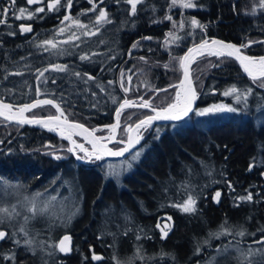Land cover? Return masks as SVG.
Returning <instances> with one entry per match:
<instances>
[{
    "label": "trees",
    "instance_id": "1",
    "mask_svg": "<svg viewBox=\"0 0 264 264\" xmlns=\"http://www.w3.org/2000/svg\"><path fill=\"white\" fill-rule=\"evenodd\" d=\"M50 1L52 0L28 4L27 7L30 9H27L33 13L37 7H44L45 11L36 13L32 19H28V15H23L22 19H19L26 27L32 28L31 32H24L22 39L19 34L1 36L8 37V42L4 44L6 50L2 58H7V70L11 67V71L21 70V67L27 69V62L30 63L28 71H30L32 89L34 90L39 80L44 78L48 83L42 96L55 99L66 109L73 108L79 116L77 118L68 116L83 121L90 127L93 123L112 122V110L122 95L120 89L114 92L110 91V88L116 85L115 74L118 76L123 72L124 81L127 79L126 74L130 73V66L137 69L141 67L142 71L146 69L147 78L145 75L143 77L150 86L154 87L149 86L151 89H147L144 87L145 84L140 86L141 83L138 82L139 88L128 91L127 97L133 98L145 88L150 90L145 94L147 97L152 95L153 99V96L160 95V99L155 97L154 100L149 101L151 106L161 108L171 102L176 88L170 86H175L174 82L180 77L179 53L188 44L202 38L204 33L201 29L208 34L246 45L252 41L249 47H243L242 50L247 54H264V14H253L254 8L258 10L259 2H252L253 4L244 7L241 0H193L194 8L183 10L186 12L183 14L179 4L170 7L172 0H143L142 3H137L136 15L134 14L131 20L132 8L127 0H121L122 4H126L125 6L120 5V0H105L106 4L104 0H94L97 5L95 12L89 11L92 4L88 0H73L72 16L78 17L82 25L88 26L87 29H80L72 25L71 21L66 22L64 26L61 24L65 9H68L67 0L61 1V6L56 11H48L47 4ZM100 8H104L106 12L112 11L111 13L117 12L121 15L108 13V18L115 24L113 21L104 24L96 35H92L93 38L91 36L82 38L83 31H96L93 24L96 16L99 15ZM7 16L11 15L7 14ZM12 16L10 21L16 22L17 19ZM168 16L172 19H166ZM189 16L191 19H188ZM199 16L200 18L197 19ZM178 17H182L183 22L181 18L177 19ZM193 19L198 21L199 26L191 23ZM89 21L92 27L89 26ZM181 23H183L182 27ZM61 27H66L67 30L59 32ZM73 33L81 38L70 39ZM103 34L104 36H100ZM157 38H160L159 41ZM165 38L174 42L170 43ZM47 40L54 41L57 47L46 51L42 42ZM183 42L184 44H181ZM134 44L137 46L133 47ZM136 52L138 55L141 54L139 58L132 60L130 58L127 61L124 59V56L130 53L137 57ZM85 54L89 58L81 60V56ZM152 54L153 57H151ZM203 55L196 58L197 61L192 63L194 65L191 68L193 79L194 81L198 79L199 84L197 89L199 88L198 98H200L196 107L203 106L211 100V97L216 99V96H210L211 94L207 92L213 86L221 90L235 85L241 94L251 89L248 97L243 99L241 105L234 103L239 108L235 112L199 116L190 112L191 114L189 113L186 118L174 123L168 121L156 125L161 126L162 129L158 130L162 132L157 137L149 138L150 147L146 146L144 159L139 160L134 169L129 170L126 176L120 179V183L106 184L112 181H106L102 176L100 171L102 169L97 164L101 162V159L93 161L94 164L90 161H74V167H67V163L72 162L73 157L68 151L67 141L61 136L33 126H24L21 132L13 133L14 130L10 132V127L18 128L20 124L4 122L0 117V135L9 131V134L13 133L14 137L13 142L6 147L7 149L0 151V182L8 184L11 181H20L24 187L27 184L28 189L32 186L41 189L50 186L52 182H59V177L68 178L72 188H75L74 203L79 204L80 207L67 228L65 227L66 229L59 227L57 230H51L53 224L46 228L43 222V218L47 217L36 218L38 220L25 229L26 232L34 235L31 237L34 248L24 243V232L17 233L18 235L12 238L11 227H5L4 222L0 223V229L8 233L4 240H0V264H115V260H112L114 254L127 257L128 254L139 250L147 255L158 252L173 258V260L168 259L163 255L160 264H191L195 258L187 257L191 251L190 245L192 246L188 243L189 239L194 237L206 239L208 232L216 235L218 226L220 230L233 227L235 231L243 227V231L262 235L255 242L264 240V124L257 122L252 116L258 107L264 105V86L260 87L264 85V80L258 79L254 82L247 78L232 57L218 58L215 55ZM53 65L66 66V70H55ZM45 69L47 71H44ZM38 70L44 71L43 77L39 80L37 79ZM78 70L85 77L92 74V71L95 74L92 79L88 78L90 82L87 84L80 83L82 77L76 76L67 81L68 72ZM113 76L115 79H112ZM103 80L107 81L104 83ZM109 81L112 83L110 84ZM31 83L8 85L14 92L15 89L17 92H24V89L30 88ZM40 83L45 82L40 81ZM97 83L101 84L103 91L97 88ZM59 84L63 85L62 89ZM164 86L165 89L156 90L157 87ZM95 95H103L105 99L100 101L91 99ZM34 98L31 94H27L18 100L26 101ZM46 107L52 110L48 114L55 113L53 105L38 106L27 113L47 115ZM139 108L127 107L122 111L120 119L123 121L126 114L132 110H138L132 117L125 119L130 125L134 119L140 117V112L143 115L151 113V110L147 108ZM154 129L157 130V127L153 126V131ZM150 132V130L146 131L141 140L146 141ZM154 132L152 135L157 134ZM31 137L33 141L29 140ZM46 141L49 142L46 145L48 150L51 142L55 146L54 149L64 145L68 155L71 156L58 162L53 157L48 158L50 161L53 160L57 167L62 166L56 168L62 172L61 175L50 172L49 169L44 172L45 168L39 162L43 161L44 157L30 158L32 155L27 153L28 150L45 146ZM18 147L23 148L24 151ZM57 156L61 157V155ZM94 165L97 167L93 170ZM188 193L196 201V210L190 213L182 212V217L179 219V212L174 203L181 201V196L185 197ZM217 193H221L218 199L215 198ZM249 193L252 195L251 200L240 199ZM176 197L178 200L172 202ZM237 197L239 199L235 200ZM157 202L159 204L161 202L163 207ZM120 207L125 210V213H122V221L117 220V216L112 212V208L117 211ZM160 214L170 215L173 219L171 223L175 225L166 237H159V232L154 226ZM101 218L119 222L118 229L109 228L112 225L102 226ZM143 234L148 235L149 238L144 239ZM64 236H69L71 239L67 246L69 250L62 252L59 245ZM251 237L242 240L245 243L254 241L253 236ZM223 238L224 236L220 240ZM17 240L20 241L19 244L15 243ZM220 240L215 238L211 243L206 244V247H212ZM199 242L200 240H197V243ZM43 248L46 249V253L41 252ZM94 254L102 259L94 260ZM12 255L15 256L14 260L4 259L5 256ZM158 258L161 259V257ZM149 264L157 263L154 260Z\"/></svg>",
    "mask_w": 264,
    "mask_h": 264
},
{
    "label": "rangeland",
    "instance_id": "2",
    "mask_svg": "<svg viewBox=\"0 0 264 264\" xmlns=\"http://www.w3.org/2000/svg\"><path fill=\"white\" fill-rule=\"evenodd\" d=\"M242 1V3H243V6L244 7H248V5L249 4H253L254 2H259V5H258V10H256L255 11V13H253V14H255V15H257V14H259V13H263L264 14V8H261L260 7V4H261V0H241ZM15 2H16V6H15V8H17L16 10H18V12L17 13H15L12 17H14V19H17L16 17L17 16H21V12H20V10L23 8V9H26V11L23 13V15L24 16H26V15H28V13H27V11H29L28 9H30L29 7H27L28 6V2H27V0H15ZM52 2V1H51ZM253 2V3H252ZM18 4V5H17ZM103 7V6H102ZM28 8V9H27ZM130 8H132L131 7V5H130ZM192 8H194V7H192ZM90 9V8H89ZM186 9H188V8H182V7H180V11L183 13V14H185L186 12L184 11L183 12V10H186ZM11 13V11H9V13L8 14H10ZM183 14H180L181 16L183 15ZM28 17V16H27ZM89 18V17H88ZM179 18H181V17H178L177 19H179ZM191 17L189 16L188 17V19H190ZM20 19H22V17L20 18ZM180 20H182V18L180 19ZM89 26L90 27H92L91 25V22L89 21ZM25 26V25H24ZM185 26V25H184ZM175 30V29H174ZM201 31L204 33V35L207 33V32H205L203 29H201ZM208 34V33H207ZM209 35H211V34H209ZM215 36V35H214ZM218 36V35H217ZM220 37V36H219ZM222 38V37H221ZM224 39V38H223ZM198 40V39H197ZM196 41V40H195ZM233 41V40H232ZM170 43H172V42H174V41H169ZM192 43H194V42H192ZM191 43V44H192ZM240 43H242V42H240ZM181 44H184V42L183 43H181ZM243 44V43H242ZM188 45H190V44H188ZM187 45V46H188ZM243 45H246V44H243ZM186 47V46H185ZM185 49V48H184ZM183 49V50H184ZM6 50V48H5V46L3 45V43L2 44H0V56H4V51ZM182 50V51H183ZM181 51V52H182ZM243 51V50H242ZM180 52V53H181ZM245 52V51H244ZM132 53V52H131ZM129 54L128 56H124L125 58V60L127 61L128 59H130L131 58V60L132 59H135V58H139L140 56H141V54L140 55H138V53L136 52V55H137V57L136 56H132L133 54ZM156 53V52H155ZM167 53L169 54V51H167ZM179 53V54H180ZM148 56H149V54H148ZM180 56V55H179ZM151 57H153V54L151 55ZM150 57V58H151ZM179 62V61H178ZM5 63V64H4ZM156 64V62H153V64ZM7 64H8V62H7V58H2V60L0 61V98L1 99H6L7 101H10V102H12V103H25L26 101H30V100H26V101H22V100H18V99H21L22 97H25L27 94L28 95H30L31 94V96H34L35 98L36 97H45V98H47V97H49V96H42V92H44L46 89H47V83L48 82H46L45 81V79L44 78H41L40 80H39V84H37L36 86H35V89L33 90L32 89V83H31V81H30V78H29V75H30V71H28V67H29V64H28V62H27V69L26 68H22L21 67V70H14V71H11V67L9 68V70H7ZM192 65V64H191ZM192 67V66H191ZM19 68V67H18ZM91 69V68H90ZM129 70H130V73H128L127 74V79L124 81V79L123 78H121L122 76L121 75H116L115 74V77H117L116 79V86H111V88H110V91L111 90H113L114 92L116 91V90H119L120 89V92H121V95L123 96V97H121V99L119 100V102L117 103V105L120 103V101H122L123 100V98H125V99H131V100H135V101H137V102H142L141 101V98H143V100H147V101H149V100H154V98L156 97V98H158V99H160V95H155V96H153V99H152V95H150L149 97H147L145 94L147 93V92H149L150 90H146V89H144V91L143 92H141V93H138V94H136V95H134V97L133 98H129V97H127L126 96V93L123 91V88L121 87V83L123 82V86L124 87H126V88H128L129 87V91H131L133 88L135 89H137V87L139 88V84H137L138 82H141V86H143L144 84H145V87L147 88V89H151L150 87L151 86H153V85H151L150 86V84H148L147 82H146V76H147V73H148V71L146 70V69H143V71H142V68L140 67V68H136V67H134V66H130V68H129ZM119 71H120V73H121V70L119 69ZM139 71H141V72H139ZM17 73H19V74H17ZM76 73H79L80 75L79 76H77L76 75ZM95 74V72H93L92 71V74H89V76H87V77H85V76H83V73L81 74V72L78 70L77 72H68V74H67V77H68V79H67V81L68 80H70L71 78H73L74 76H76L77 78H79V77H82L81 78V81H80V83H82V84H87V82H90V80L88 79L89 77H91V78H93V75ZM145 75V77H143ZM129 76H131L132 78H131V81L129 82V80H128V77ZM25 77H26V79H25ZM121 78V79H120ZM141 78V79H140ZM248 78V77H247ZM122 80V81H120V80ZM139 79L141 80V81H139ZM40 81H43V82H45V83H40ZM138 81V82H137ZM178 80H176V82H177ZM24 82L26 83V84H28V82H30L31 83V86H30V88H26V89H24L25 91L24 92H17V89H15V92H14V90H13V88H11V87H9V86H6V85H8L9 83L10 84H14V83H17V84H23L24 85ZM176 82H174V85H176ZM193 82H194V79H193ZM198 82V79L197 80H195V82H194V86H196V90H198L197 89V87H199V84L197 83ZM4 84V85H3ZM3 85V86H2ZM23 85H21V86H23ZM126 85V86H125ZM130 85V86H129ZM168 84H166V86H167ZM11 86V85H10ZM65 86V85H64ZM96 86H97V88L100 90L101 89V84H96ZM150 86V87H149ZM6 87V88H5ZM59 87H60V89H62L63 88V85H61V84H59ZM113 87V88H112ZM117 89H116V88ZM149 87V88H148ZM230 87H231V85H230ZM230 87H227V88H224L226 91L230 88ZM260 87L262 88L263 86L262 85H260ZM1 88L2 89H4V90H1ZM37 88H39V93H40V95L39 96H37ZM119 88V89H118ZM237 88V87H236ZM115 89V90H114ZM161 89H165V86L164 87H157L156 88V90L157 91H159V90H161ZM224 89H219V90H217V87H215V86H213V87H211L210 89H208L207 90V92L209 93V94H213V96H216L215 98L216 99H213V97H211V100L209 101V102H207V104L205 103L203 106H200V107H197V110H196V106L194 107L195 108V110L194 111H191V112H194L193 114H195L196 116H199L198 114H197V112L196 111H198V109L199 110H203V109H206V108H209V107H211V106H215V105H226V106H229L230 108H232V109H235V111H238V107L237 106H235L234 105V103H239L240 105L241 104H243V99H245V97L243 96V94L241 95V99L239 100V101H237V99H236V96L235 95H232V97H231V95H228V96H224L222 93H224L223 91H225ZM238 89V88H237ZM214 90V91H213ZM239 90V89H238ZM176 91H177V89L175 90V93H174V99L170 102V103H167L166 104V108H167V106L169 105V104H172V103H174L175 102V97H176ZM216 91V92H215ZM219 91V92H218ZM66 94H67V92H65ZM197 94L199 95V90L197 91ZM212 94L210 95V96H212ZM215 94H217V95H215ZM198 95H197V97H198ZM158 96V97H157ZM147 97V98H146ZM235 97V98H234ZM248 97V96H247ZM34 98V99H35ZM51 98V97H50ZM65 98H67V97H65ZM139 98V99H138ZM162 98V97H161ZM25 99V98H24ZM51 99H53V98H51ZM91 99H97L98 101H100L101 99H105L104 98V96L103 95H101V96H93ZM32 100V99H31ZM55 100V99H54ZM61 100V99H60ZM242 100V101H241ZM56 101V100H55ZM197 101H198V99H197ZM57 103H59L58 101H56ZM63 102V101H62ZM64 103V102H63ZM211 103V104H210ZM60 105L62 106V108L64 109V111H66V114H67V117L70 119H74V120H77V119H75V118H77V116H79L78 115V113H76V111H74L73 110V108H71V107H69L68 109H66L61 103H60ZM116 105V106H117ZM197 105V104H196ZM116 106L113 108V113H114V109L116 108ZM88 108H89V106H87ZM94 107V106H93ZM132 108L134 107V106H131ZM135 107H139V106H135ZM152 107H154V106H152ZM156 107V106H155ZM164 107V108H165ZM53 108H54V112H55V106L53 105ZM127 108V107H126ZM141 108V107H140ZM160 108V107H159ZM161 108H163V107H161ZM262 108V109H261ZM46 110H47V115H48V112H52V110L50 109V107H46L45 108ZM145 109V108H144ZM261 109V110H260ZM135 111H137L138 112V110H132L130 113H128V114H126L124 117H123V121L120 119L119 120V122H120V127L118 128V130H117V135H116V138H117V140L118 139H123L124 138V136L123 135H125L126 134V132H124V126H128L129 125V123H128V121H126L125 119L127 118V117H132L133 116V114L135 113ZM224 112H231V111H228V110H223V111H217V112H212V113H224ZM102 114H105V113H102ZM140 114L142 115V117L143 116H145V115H143L141 112H140ZM147 114H149V113H147ZM209 115V114H211V113H206V115ZM73 116V117H75V118H72V117H69V116ZM141 115H140V117H137L136 119H134V121L135 120H137V119H139V118H141ZM95 116H98V115H95ZM252 116L254 117V120H256L257 122H259V123H263L264 124V105L263 106H260V107H258V110H256V112L255 113H252ZM77 121H79V120H77ZM79 122H82V123H84L83 121H79ZM134 123V122H133ZM86 125H88L87 123H85ZM157 124V123H156ZM158 124H162V122H159ZM108 125H112V122H110V123H102V124H99V123H93V128L94 129H96L97 128V133L99 134V135H101V136H103V135H109V132L108 131H110L106 126H108ZM27 126H29V125H27ZM89 126V125H88ZM90 127V126H89ZM91 127V128H92ZM106 129H105V128ZM154 127H157V130H155L154 129V131H153V126L149 129L151 132H150V135H148V137H146V141H142L141 139L142 138H144V133H146V131L147 132H149V130L147 129L148 128V126H146L145 128L144 127H141L140 129H138V130H136L135 131V135H138V134H141L143 137L141 138V139H139L138 141H137V144H136V148L134 147L132 150H130L128 153H126V155L124 156V157H119V158H115V159H105L104 158V161L101 159V165H100V163H97L98 165H100V168H102V176H104V179H106V181H112V183H110V184H108V183H106L107 185H111V184H113V183H120V179H122L124 176H126V174L129 172V170H133L134 169V167H135V165H136V163L139 161V160H141V159H144V157H145V152H146V146H148V147H150L149 146V138H151V137H157V135L158 134H160L161 132H162V130H158V129H162V128H160L161 126H154ZM11 128V130H10V132L12 131V130H14V132L13 133H17V132H21V130H23V128H25L24 127V125H19V127L17 128V126L16 127H10ZM64 130H69V129H67V128H65ZM100 131V132H99ZM9 131H6L4 134H2V135H0V151L1 152H3L4 150H6L7 148V146H8V144L10 143V142H13V139H14V137H13V133L12 134H9L10 133ZM156 133L157 132V134H154V135H152V133ZM111 134V133H110ZM123 136V137H122ZM27 137H28V134H27ZM73 137V139L75 140V141H77V142H80V139H78L79 137L78 136H76V135H73L72 136ZM30 141L32 140H34L32 137L29 139ZM79 140V141H78ZM117 140H115L114 142H112L111 143V147L112 148H116V147H120V145H121V143H119V146H118V141ZM141 142V143H140ZM15 144H16V142H14ZM114 143H115V145H114ZM44 144H45V146H41V147H39V148H34V149H32V150H28L27 151V153H30V155H32L30 158H32L33 156H35L36 158L37 157H39V156H41V157H44V160L43 161H39L40 162V165L42 166V167H44L45 169H44V172L46 171V170H48L49 169V171L51 172H55V174H58V175H61L62 174V172L60 171V170H56V168H61V167H57L56 165H55V163H53L54 161L53 160H49L48 158H50V157H53L57 162L58 161H61V159H65V158H67V157H73V161L72 162H69V163H67L68 164V166L67 167H74L73 166V162L74 161H78V162H82V161H86V162H88V161H90V163H93V161L94 160H96L97 161V159H95V157H93V158H91V159H88V158H86L85 157V153L83 152V151H81V150H79L78 148H75V151L74 152H70V153H72L71 154V156L70 155H68V151H67V148H65V146L64 145H60V146H58L59 148L58 149H54L55 148V146H53V144H52V142L50 143V145L48 146V148H49V150L46 148V145H48L49 144V142L48 141H46V142H44ZM86 144L85 143H83V146L84 147H86L85 146ZM67 146H69L68 147V149L69 148H74L75 147V145H67ZM114 146V147H113ZM18 148H20V147H18ZM20 150H22V151H24V149L23 148H20ZM79 151V152H78ZM26 152V151H25ZM56 152H58L59 154H57ZM83 152V153H82ZM132 153V154H131ZM137 153L139 154L138 156H137ZM84 154V155H83ZM57 155H61V157L59 158V159H56V157H58ZM79 159H81V160H79ZM40 160V159H39ZM48 160L50 161V162H48ZM100 160V159H99ZM65 164H63V166H64ZM104 165V166H103ZM129 165H130V167H129ZM95 167H97V166H93V170L95 169ZM104 168V169H103ZM56 170V171H55ZM43 172V171H42ZM104 172V173H103ZM111 178V179H110ZM117 179H119V181H117ZM58 181L59 182H52L51 184H50V186H47V187H45V188H41V189H38V188H34V186H32V187H30V189H28L27 188V184H26V186L24 187V186H22L21 185V182L19 181H11V182H9L8 184L7 183H5V182H2V183H0V208H9V209H11L13 206H15V211H16V215H13L12 217H7V216H5L4 217V219H3V222H4V224H5V227L7 226V227H11V230H10V233H11V237L12 238H14V236L17 234V233H21V231H20V229L23 227V229H24V233L26 232L25 231V229H27V228H29V227H31L32 225V223L34 224L35 223V220H38V219H36V218H38V217H40V218H42V217H47V218H43V222L45 223L44 225L46 226V228H49L50 226H52V224H53V226L51 227V230H53V229H55V230H57V229H59V227H61V228H64V227H66L70 222H71V220L74 218V216L78 213V211H79V204H77L76 205V203H74V201H75V199H74V197L76 196L75 195V192H74V190H75V188L73 187L72 188V184H71V181L68 179V178H60L59 177V179H58ZM24 187V188H23ZM21 190V191H20ZM37 193H40V194H42L39 198H38V206L39 207H43L44 206V204H45V202H48V208H47V210L45 211V212H37V213H35V214H33L32 212H30L29 211V208L31 207V200H32V198L35 196V194H37ZM189 196H191L189 193L185 196V197H183V196H181L182 198H181V201L180 200H178V197H176L174 200H172V202L173 201H177L178 200V202L175 204L174 203V205H182L187 199H188V197ZM52 197H55L56 199L55 200H51V198ZM194 198V197H193ZM155 199H156V197H155ZM237 199H239L238 197L235 199V200H237ZM157 204H159L158 202H157ZM159 206H161V207H163L162 206V204H161V202H160V204H159ZM178 209L180 210V208L179 207H177V212H179V216H178V218L180 219L181 217H182V212L183 211H178ZM108 210V209H107ZM110 211V210H109ZM112 212L113 213H115V216H117V220L118 219H120L121 221H122V217H123V215H122V213H125V210L124 209H122L121 207L120 208H118L117 209V211L116 210H114L113 208H112ZM25 217H27L28 219L27 220H25ZM114 217V216H113ZM168 217H171L170 215H166V214H160V215H158L157 216V220L155 221V223H154V226H155V228H157V232H159V237H162V232H161V228H163L164 227V225H170V228L169 229H167V232H168V234L167 235H169L170 234V232H172V229H174L175 228V225H172V223H171V221H173V219H172V217H171V220L169 221L168 220ZM174 217V216H173ZM115 218V217H114ZM46 219V220H45ZM102 219V226L103 225H105V226H107V225H112V226H109V228L111 227V229H114L113 227H115L116 229H118V227H119V222H117V221H115V220H110V219H104V218H101ZM116 219V218H115ZM164 221V222H163ZM117 222V223H116ZM171 223V224H170ZM122 224V223H121ZM160 225L161 227H157V225ZM219 227V229L217 228V233H219V232H222L224 229H222V230H220V226H218ZM226 229H228V234H226V235H214V233H212V232H208L207 233V235H206V237H208V238H206V239H204V238H202V237H194V238H190L189 239V244L191 243L192 244V246L190 245V248H191V251H190V253L188 254V256L187 257H194L195 259H194V261H193V263L192 264H196L197 263V261H198V263L197 264H241L242 263V260L244 261V263L245 264H264V262H263V258H264V243H262V245H260V243H259V245H257L256 246V243L257 242H255V241H257L258 240V238L260 237V236H262V235H260V234H254V233H251V232H245L244 231V233H245V235L244 236H240V235H238V233L240 232V231H243V227H240V228H238L237 229V231H235L234 229H231V228H226ZM1 230V229H0ZM238 230H240V231H238ZM260 230H262V228L260 229ZM135 231H137V230H135ZM263 231H264V229H263ZM229 232L232 234V235H230L229 236ZM27 233V235H25V237H24V241L26 240V239H31V237L32 236H34L33 235V233L32 234H30V233H28V232H26ZM62 233H65V232H62ZM61 233V234H62ZM138 233H140L139 232V230H138ZM216 234V233H215ZM253 234V235H252ZM18 235V234H17ZM144 235V234H143ZM224 236V238L222 239V240H220L222 237ZM234 236V237H233ZM251 236H253V240L254 241H248V242H243V238H246V237H250V238H252ZM136 237V236H135ZM241 237V238H240ZM58 238V237H57ZM146 238H149V236L148 235H144V239H146ZM215 238H217L218 240H220V241H218V243L216 242L215 243V245H213L212 246V248L211 247H206L205 245L206 244H208V243H211L213 240H215ZM204 239V240H203ZM255 239H257V240H255ZM197 240L199 241L200 240V242L199 243H197ZM259 242V241H258ZM56 243H57V245L59 244V240L58 241H56ZM237 245H239V246H237ZM248 243V244H247ZM253 243H255V244H253ZM217 244V245H216ZM235 244V245H234ZM29 247H32V248H34V246H32V244L31 245H28ZM66 246H68V242H66ZM200 246V247H199ZM206 248H205V247ZM254 246H256V247H254ZM259 246H261V247H259ZM216 247V248H215ZM230 247V248H229ZM238 249H237V248ZM197 248H199V251H197L196 249ZM210 248V249H209ZM221 248H223V249H221ZM256 249L255 251H253L254 249ZM258 248H260V251L261 252H258L257 251V249ZM236 251H235V250ZM248 249V251H246ZM263 249V250H262ZM32 250H35V249H32ZM259 250V249H258ZM29 251V250H28ZM36 251V250H35ZM203 251V252H202ZM214 251V252H213ZM218 251H220V252H218ZM225 251V252H224ZM238 251H239V253L241 252V254H239L238 253ZM41 252L42 253H46L47 251H46V249L45 248H43V250H41ZM196 252V253H195ZM205 252V253H204ZM211 252L213 253V254H211ZM228 252V253H227ZM244 252V253H243ZM246 252H248V253H251V255H249L248 253V258H247V256H245V255H247L246 254ZM253 252H255L256 253V255L253 253ZM92 253H95V252H93L92 251ZM219 253H221V254H219ZM224 253V254H223ZM238 253V255H236ZM259 253V254H258ZM260 253H262V255L260 254ZM140 254V255H139ZM198 254H200L199 256H198ZM216 254V256H214L216 259L217 258H219V259H217V261L215 260V258L212 256V255H215ZM229 254V255H228ZM242 254H243V256H242ZM245 254V255H244ZM102 255V254H101ZM100 255V256H101ZM162 255H164V257H166V258H168V257H170V256H168V255H165V254H162V253H158V252H156V253H153V254H151V255H147V254H145V253H143V251H141V250H139V251H136V252H134V254H130L129 256H127V257H125V256H122V255H119V256H117V255H113L112 256V260H115V264H120V263H122V264H135V263H137V264H149V263H152V261L153 260H155L156 261V263H158L159 261L161 262L162 261V259H163V257H162ZM219 255V256H218ZM228 255V256H227ZM230 255L232 256L233 255V257H230ZM237 256V258H236V256ZM239 255H240V257H239ZM156 258H155V257ZM201 256V257H200ZM218 256V257H217ZM224 257H226V260H223V258ZM258 256V257H257ZM260 256V257H259ZM99 257V256H98ZM143 257V258H142ZM148 257V258H147ZM158 257H161V259H159ZM210 257H211V260L212 261H209L210 260ZM212 257L214 258V259H212ZM222 259H221V258ZM227 257H229V260L227 259ZM240 259H239V258ZM247 259H246V258ZM141 258V259H140ZM157 258H158V260H157ZM172 257H170V259H171ZM230 258H231V260H230ZM233 258V259H232ZM238 260H241V262H238L236 259ZM244 258V259H243ZM169 259V258H168ZM225 259V258H224ZM248 259H249V262L247 263L245 260H247L248 261ZM141 260H143V261H141ZM172 260H173V258H172ZM205 260V261H204ZM223 260V261H222ZM226 261V262H225ZM229 261V262H228ZM231 261H233L232 263H230ZM236 263H235V262ZM120 262V263H119ZM159 262V263H160ZM194 262H196V263H194ZM209 262V263H208ZM214 262V263H213ZM217 262V263H216ZM238 262V263H237ZM158 263V264H159Z\"/></svg>",
    "mask_w": 264,
    "mask_h": 264
},
{
    "label": "snow or ice",
    "instance_id": "3",
    "mask_svg": "<svg viewBox=\"0 0 264 264\" xmlns=\"http://www.w3.org/2000/svg\"><path fill=\"white\" fill-rule=\"evenodd\" d=\"M28 4H34V3H40L41 0H27ZM88 2L90 4H92V8L89 9V11H93L95 12L97 10V5L96 3H94V0H88ZM143 0H127V3L131 5L132 7V14L134 15L136 12V8H137V3H142ZM72 3L73 0H67V7L70 10L72 7ZM15 4V0H10V5L9 7H3L0 8V14H3L5 17H7V14L9 13V11L12 9V7ZM177 4H179L180 7L182 8H192L194 7V3L193 0H172V3L170 5V7H174ZM61 6V0H52V2L47 4V9L48 11H56L58 7ZM261 8H264V0H261V4H260ZM26 11V9H21V16H17V19H20L23 16V13ZM45 9L44 7H37L35 9V12H28V19H32L36 13H42L44 12ZM256 9H253V13H255ZM166 19L171 20L172 17L168 16L166 17ZM71 21L72 25H75L77 28L80 29H87L88 26L87 25H82L80 23V20L78 17H72L70 14L69 15H65L64 19L61 21L62 25H65L66 22ZM6 23V19H0V24H4ZM112 23V21L108 18V13L105 11L104 8H100L99 9V15L96 16V20L93 24V27H95L96 31H83L82 35L84 36H91V35H96L99 30L100 27H103L104 24H109ZM191 23L193 25L199 26L198 22L193 19L191 21ZM183 26V23H181V27ZM203 27V26H200ZM67 28L66 27H61L59 29V32H64L66 31ZM20 31L23 32H31L32 28L31 26H24L21 25ZM11 35H14L15 33H9ZM70 39L72 40H76L79 39V37H77L74 33L72 34V36L70 37ZM148 39V38H146ZM65 43H67V41H65ZM253 42L250 41L249 44L247 45H242L241 47H249ZM42 45L45 46V50H49V49H54L57 47V44L52 41V40H47V41H43ZM212 45L213 46H219L218 48H216L215 51H208L206 54L207 55H215L217 57H235V59L239 60L241 63V66L244 70V72H246L248 74V76L255 82L258 79L260 80H264V56L262 57H249V56H244L241 54L240 52V48H237L235 45L232 44H225L222 41H212ZM137 45H133V47H136ZM208 47L207 42H203L200 45H196L194 48H189L187 53L183 56L179 58V62L181 67L184 69V79H182L180 81L179 85H175V86H170V87H175L177 89L176 91V97H175V102L172 104H169L167 106V108H161L159 110L153 108V112H155L156 114L153 116H147L144 120L139 121V123L137 125H135L136 129H140L142 126H146L148 124H150L153 120H158V119H170L173 121H179L181 120L183 117L188 116L190 111H194L195 109H193L192 104L193 101H195V99L197 98V93L195 91V89L192 87V82L190 79V74L188 71V64H190L191 62H193L196 58V56L199 55H203L205 53L201 52V49H205ZM131 52V50H130ZM193 53H195V56L192 55ZM89 56L87 54L82 55L81 56V60H85L88 59ZM143 59V58H141ZM55 70L58 71H65L66 70V66H61V65H53L52 66ZM165 67H167V65H165ZM44 71H47V69H45ZM44 71H39L38 70V76L37 79L39 80L41 77H43L44 75ZM19 74V73H17ZM77 76H79V73H76ZM122 77L124 75V73H121ZM131 76L128 77L129 82L131 81ZM89 79H92L91 77H89ZM109 83L111 84L112 81H109ZM187 84V87L184 88V85ZM264 86V85H262ZM121 87L123 88L124 92L127 93L129 91L128 88L123 86V82L121 83ZM101 90L103 91V88H101ZM182 90H183V94H182ZM166 91V90H164ZM251 92V89H247L243 92V96L246 98V96ZM39 88H37V96H39ZM223 95L228 96V95H235L237 101H239L241 99V92L240 90H238L236 88L235 85L231 86L227 91H225L223 93ZM113 100H115V98L113 97ZM141 101L138 106L141 108H148L151 107L149 101L147 100H143V98H141ZM135 104V102L129 101L127 99L124 100L123 103L120 104L119 107H117L116 109V117H117V122L112 124V125H108L106 126L110 131H111V135L108 137H98V136H94L93 133L95 131H97L96 129L91 130V132L84 128V126L82 124H75V123H68L67 121V117L64 116L63 117V121H61V117L63 116V112L60 109L59 105H54V101L53 100H40L37 99L34 103L32 104H24L23 106H21L18 110V112L16 113H12L11 109L12 106L8 105V104H4V103H0V117H4L6 120L8 121H15L19 124H25V123H29V124H44L45 126H47L48 123H52L55 124L57 126H60V124H66L67 127L69 129H81L83 130L84 133H87L89 137H91V139L89 140V143H91L92 145V150L89 151L88 149L84 148L83 144H76L74 140L71 139V134H69L67 137V139H69L74 145V148H69L68 151L69 152H74L75 148H79L81 151H83L85 153V157L88 159H91L93 157H95V159L99 160L102 159L104 156H123V154L125 152H127L129 150V148L132 146V136L131 133L133 131V127L131 125L127 126L124 131L126 133H128V141L125 145L124 148H121L119 151H113L112 149L107 147V143H105L106 140H112L115 138V130L117 128L120 127V123H119V119L121 116L122 111L126 108V107H131ZM43 105H54L57 109V112L59 113V115L56 116H49L47 117V120H41V119H28L27 117L21 118V119H17V117H23V114L31 109L37 108L38 106H43ZM3 109H7L9 111V115H6L5 112L3 111ZM223 110H228V111H235V109L230 108L229 106L226 105H215V106H211L209 108L203 109V110H199L197 112L198 115H205L206 113H212V112H217V111H223ZM50 130H54V129H50ZM62 136H63V131H62ZM120 143H125L124 141H119ZM139 154L137 153V156ZM57 159H59L60 157H56ZM130 167V165H129ZM251 167V166H250ZM2 183V182H0ZM42 194L37 193L35 194V196L32 198L31 200V207L29 208V211L32 212L33 214L37 213V212H45L48 208V202H45L43 207H39L38 206V198L41 196ZM220 193L216 194V199H218ZM55 197H52L51 200H55ZM241 200H251L252 199V195L251 193H249L247 196L245 197H241ZM195 199L192 196H189L188 199L182 204V205H174L176 207H179L181 211L186 212V213H190V212H194L195 209ZM16 211H15V206H13L11 209L9 208H0V223L3 222V219L5 216L7 217H12L13 215H16ZM28 218L25 217V220H27ZM168 220H171V217H168ZM157 227H161L159 224L157 225ZM170 228V225H164L163 228H161V232H162V237H166L168 232L167 229ZM21 232H24L23 227L20 229ZM25 235H27V233H24ZM228 234V230L224 229L222 232L216 233V235H225ZM238 235L240 236H244L245 233L243 231L239 232ZM8 236V233L4 230H0V240H4L6 237ZM70 237L69 236H64L63 239L60 241V245H59V249L60 251L64 252V251H68V247L66 246V242L70 241ZM137 239H139V237H137ZM16 244H19L20 241L17 240L15 241ZM24 243L26 245H31L33 243V241L31 239H26L24 241ZM258 243H264V240L259 241ZM197 251H199V248L197 249ZM249 255H251V253H249ZM4 259L7 260H14L15 256H5ZM93 259L94 260H99L102 259L101 257L96 256L95 254L93 255Z\"/></svg>",
    "mask_w": 264,
    "mask_h": 264
},
{
    "label": "water",
    "instance_id": "4",
    "mask_svg": "<svg viewBox=\"0 0 264 264\" xmlns=\"http://www.w3.org/2000/svg\"><path fill=\"white\" fill-rule=\"evenodd\" d=\"M213 40H215V41H222V42H224L225 44H232V45H235L237 48H240V52H241V54L242 55H244V56H249V57H255V58H258V57H262V56H264V54H261V55H254V54H247L246 52H244V51H242V48L243 47H241L243 44L242 43H240V42H235V41H232V40H230V39H228V40H226V39H223V38H221V37H219V36H214V35H209V34H205L204 35V37H202V38H200V39H198V40H196L194 43H192V44H190V45H188V46H186L185 47V49L180 53V56H179V58L180 57H183L186 53H187V51H188V49L189 48H194L196 45H200V44H202L203 42H207V44H208V47L207 48H205V49H201L200 51L201 52H203V53H207L208 51H215L216 50V48H218L219 46L217 45V46H213L212 45V41ZM249 44V43H248ZM192 55H194L195 56V53H193ZM200 56V55H199ZM198 56H196V58H197ZM196 58H195V60H196ZM234 60H235V62L237 63V65H238V67H239V69L241 70V72L242 73H244V75L246 76V77H248L249 79H251L249 76H248V74L246 73V72H244V70H243V68H242V66H241V63H240V61L239 60H237V59H235V57L233 56L232 57ZM194 60V61H195ZM193 61V62H194ZM193 62H191L190 64H188L187 66H188V71H189V74H190V79H191V82H192V87L195 89V91H196V93H197V90H196V86H194V82H193V77H192V75H191V64L193 63ZM178 65L180 66V74H179V79H178V81L176 82V85H179L180 84V81L182 80V79H184V69L181 67V65H180V62H178ZM187 87V84H185L184 85V88H186ZM182 94H183V90H182ZM198 95V94H197ZM37 99H40V100H45V99H48V100H53L54 101V105H59V107H60V109L62 110V112H63V116L61 117V121H63V117L64 116H66L67 117V114L65 113V111H64V109L62 108V106L60 105V103H57L54 99H51L50 97H47V98H45V97H36L35 99H32V100H30V101H26L25 103H12V102H10V101H7L6 99H1L0 98V103H4V104H8V105H11L12 106V109H11V112L12 113H16V112H18V110H19V108L21 107V106H23L24 104H32V103H34ZM197 99H198V97L195 99V101H193V104H192V107H193V109H195L194 107L196 106V104H197ZM124 100H125V98H123V100L122 101H120V103L116 106V108L114 109V113H113V120H112V124H114V123H116L117 122V117H116V109H117V107H119L120 106V104L121 103H123L124 102ZM127 100H129V101H132V102H135V104L133 105V106H138V104H139V102H137V101H135V100H131V99H127ZM56 108V107H55ZM153 108H155V109H157V110H159V109H161V108H159V107H148L147 109L148 110H151V113H149V114H146L145 116H143V117H141V118H139V119H137V120H135L134 121V123H132V124H130L132 127H133V131H132V133H131V136H132V146L129 148V150L127 151V152H125L124 154H123V156H119V157H124L125 155H126V153H128L130 150H132L135 146H136V144H137V141L142 137V135H135V131L136 130H138V129H136L135 128V125H137L138 123H139V121H141V120H144L147 116H153V115H155L156 113L155 112H153ZM164 108V107H163ZM166 108V107H165ZM3 111L5 112V114L6 115H9V114H11V113H9V111L7 110V109H3ZM191 112V111H190ZM189 112V113H190ZM56 115H59V113L57 112V109H55V113L54 114H48V115H30V114H28L27 112H25L24 114H23V117H17V119H21V118H24V117H27L28 119H33V118H35V119H41V120H47V117H49V116H56ZM2 119H3V121L5 122H10V121H8V120H6L4 117H1ZM184 118V117H183ZM167 121V120H170V119H158V121ZM67 121H68V123H75V124H82L83 126H84V128H86V129H88L90 132H91V130H93L94 128L92 127H89L88 125H86L85 123H82V122H79V121H77V120H74V119H69L68 117H67ZM154 121V120H153ZM152 121V122H153ZM11 122H13V123H17V122H15V121H11ZM151 122V123H152ZM19 124V123H18ZM21 125H24V126H27V125H29V126H33V127H36V128H42V129H45V130H47L48 132L50 131L51 133H53L54 135H57V136H61L62 138H64L67 142H68V144L69 145H74L69 139H67V138H65V137H67L69 134H67L63 129H61V127H64V128H67V129H69L68 127H67V125L66 124H60V126H57V125H55V124H52V123H48L47 124V126H45L44 124H29V123H25V124H21ZM129 126V125H128ZM146 126H150L149 124L148 125H146ZM142 127H145V126H142ZM50 129H54V130H50ZM69 130H71V132H70V134H71V139L72 140H74L73 139V135H76V136H78V137H80L81 138V141L80 142H77V141H75V143L76 144H82L83 142L84 143H87V145H89V147H84V148H86V149H88L89 151H91L92 150V145H91V143H89V140L91 139V137H89L88 136V134L87 133H84L83 132V130H81V129H69ZM117 130H118V128L115 130V138L114 139H112V140H106L105 141V143H107V147L108 148H110V149H112L113 151H119L121 148H124L125 147V145H126V143H127V141H128V133H126L125 134V136H124V139H118L117 140V138H116V135H117ZM62 131H63V136H62ZM111 133V132H110ZM93 135L94 136H98V137H106L105 135H103V136H101V135H99L96 131L93 133ZM111 135V134H110ZM110 135H108V136H110ZM107 136V137H108ZM115 140H117L118 141V143H120L119 141H124L125 143H121V146L120 147H116V148H112L111 147V143L112 142H114ZM119 157H116V156H104L102 159H115V158H119Z\"/></svg>",
    "mask_w": 264,
    "mask_h": 264
},
{
    "label": "bare ground",
    "instance_id": "5",
    "mask_svg": "<svg viewBox=\"0 0 264 264\" xmlns=\"http://www.w3.org/2000/svg\"><path fill=\"white\" fill-rule=\"evenodd\" d=\"M61 1H64V0H61ZM106 1H108V0H106ZM115 1H116V0H115ZM194 1H195V0H194ZM120 2H121L120 5H123V6L126 5V4H124V3L122 4V1H121V0H120ZM104 3L106 4L107 2H105V0H104ZM118 3H119V2H118ZM118 3H116V4H118ZM105 4H104V5H105ZM116 4H115V6H116ZM104 5H103V6H104ZM110 6H111V5H110ZM115 6H114V8H115ZM123 6H121V7H123ZM107 7H108V6H107ZM123 8H124V7H123ZM123 8H122V10H123ZM115 9H116V8H115ZM124 9H125V8H124ZM126 9H127V7H126ZM126 9H125V10H126ZM110 10H111V9H110ZM112 10H113V9H112ZM117 10H118V8H117ZM115 11H116V10H115ZM111 12H112V11H111ZM111 12H107V13H111ZM118 12H120V11H118ZM114 13H115V12H114ZM114 13H111V14L114 15ZM116 13H117V12H116ZM116 13H115V14H116ZM120 13H121V12H120ZM135 13H136V12H135ZM117 14L119 15V13H117ZM126 14H127V12H126ZM120 15H121V14H120ZM120 15H119V16H120ZM135 15H136V14H135ZM138 15H139V14H138ZM111 16H112V15H111ZM123 16H124V15H123ZM114 17H115V16H114ZM116 17H117V16H116ZM126 17H127V15H126ZM126 17H125V18H126ZM129 17H131V16H129ZM123 18H124V17H123ZM181 18H182V17H181ZM198 18H200V16L197 17V19H198ZM207 18H208V17H207ZM114 19H115V18H114ZM118 19H119V18H118ZM132 19H133V14H132V18H131V20H132ZM186 19H187V18H186ZM190 19H191V18H190ZM202 19H204V18H202ZM127 20H128V19H127ZM184 20H185V19H184ZM209 20H210V19H209ZM112 21H113V20H112ZM155 21H156V20H155ZM166 21L168 22V20H166ZM166 21H165V22H166ZM181 21H182V20H181ZM188 21H189V20H188ZM199 21H200V20H199ZM202 21H203V20H202ZM205 21H206V20H205ZM113 22H114V21H113ZM121 22H122V21H121ZM121 22H117V23H121ZM123 22H125V21L123 20ZM162 22H163V21H162ZM182 22H183V21H182ZM185 22H186V21H185ZM197 22H198V21H197ZM221 22H222V21H221ZM156 23H157V22H156ZM199 23H200V22H199ZM59 24H60V23H59ZM113 24H115V22H114ZM163 24H164V23H163ZM116 25H117V24H116ZM119 25H120V24H119ZM206 25H207V24H206ZM59 26H60V25H59ZM63 26H64V25H63ZM154 26H155V25H154ZM204 26H205V25H204ZM119 27H120V26H119ZM165 27H166V25H165ZM165 27H164V28H165ZM207 27H208V25H207ZM149 29H151V28H149ZM164 30L166 31V29H164ZM209 30H210V29H209ZM147 31L149 32V30H147ZM151 31H152V30H151ZM151 31H150V32H151ZM157 31H158V30H157ZM139 32H140V31H139ZM143 32H144V31H143ZM145 32H146V31H145ZM148 32H147V33H148ZM199 32H200V30H199ZM153 33H154V32H153ZM156 33H157V32H156ZM156 33H155V34H156ZM165 33H166V32H165ZM171 33H172V32H171ZM196 33H197V32H195V36H197ZM200 33H201V32H200ZM143 34H144V33H143ZM143 34H142V36H143ZM155 34H153V35H155ZM158 34H160V33L158 32ZM206 34H207V33H206ZM139 35H140V34H139ZM148 35H149V33H148ZM148 35H147V36H148ZM153 35H152V36H153ZM169 35H170V34H169ZM100 36H104V34H103V35H100ZM147 36H146V37H147ZM152 36H151V38H152ZM155 36H156V35H155ZM157 36H158V35H157ZM190 36H191V34H190ZM81 37L84 38V35L81 36ZM81 37H79V38H81ZM85 37H87V36H85ZM159 37H160V36H159ZM202 37H204V34H203ZM91 38H93L92 35H91ZM91 38H90V40H91ZM101 38H102V37H101ZM141 38H142V37H141ZM160 38H161V37H160ZM160 38H159V39H160ZM162 38H163V37H162ZM86 39H87V38H86ZM157 39H158V38H157ZM159 39H158V41H159ZM165 39H166V38H165ZM83 40H84V39H83ZM88 40H89V39H88ZM92 40H93V39H92ZM101 40H102V39H101ZM166 40H168V39H166ZM142 41H143V40H142ZM160 41H161V40H160ZM168 41H169V40H168ZM86 42H87V40H86ZM152 42H153V41H152ZM161 42H162V41H161ZM164 42H165V41H164ZM157 43H158V42H157ZM165 43H166V42H165ZM154 44H155V43H154ZM85 45H86V43H85ZM90 45H91V44H90ZM165 45H166V44H165ZM165 45H164V46H165ZM87 47H88V46H87ZM92 49H93V47H92ZM92 49H91V50H92ZM205 55H206V54H205ZM203 56H204V55H203ZM218 58H219V57H218ZM232 60H233V59H232ZM196 61H197V60H196ZM196 61H195V62H196ZM193 63H194V62H193ZM121 64H122V63H121ZM193 65H194V64H193ZM193 65H192V66H193ZM117 67H118V66H117ZM123 68H124V67H123ZM191 68H192V67H191ZM238 68H239V67H238ZM125 69H126V67H125ZM127 71H128V69H127ZM113 72H114V71H113ZM191 73H192V70H191ZM191 75H192V74H191ZM243 75H244V74H243ZM121 76H122V75H121ZM118 77H119V76H118ZM123 77H125V76L123 75ZM123 77H121V78H123ZM126 77H127V74H126ZM192 77H193V76H192ZM121 78H120V79H121ZM112 79H115L114 76H113ZM140 79H141V78H140ZM140 79H139V81H141ZM103 81H104V83H105V81H107V80H103ZM137 82H138V81H137ZM194 82H195V81H194ZM0 83H1V82H0ZM140 83H141V82H140ZM9 84H10V83H9ZM137 84H138V83H137ZM3 85H4V84H3ZM3 85H2V86H3ZM10 85H11V84H10ZM194 85H195V84H194ZM8 86H9V85H8ZM108 86H109V84H108ZM115 86H116V85H115ZM125 86H126V85H125ZM129 86H130V85H129ZM140 86H141V85H140ZM231 86H232V85H231ZM144 87H145V86H144ZM151 87H152V86H151ZM153 87H154V86H153ZM168 87H169V86H168ZM5 88H6V87H5ZM5 88H4V89H5ZM112 88H113V87H112ZM115 88H116V87H115ZM137 88H138V87H137ZM145 88H146V87H145ZM145 88H144V89H145ZM148 88H149V87H148ZM169 88H170V87H169ZM106 89H107V88H106ZM116 89H117V88H116ZM118 89H119V88H118ZM128 89H129V87H128ZM1 90H2V89H1ZM114 90H115V89H114ZM139 90H140V89H139ZM224 90H225V89H224ZM123 91H124V90H123ZM141 91H142V90H141ZM213 91H214V90H213ZM225 91H226V90H225ZM225 91H223V92H225ZM142 92H143V91H142ZM153 92H154V91H153ZM215 92H216V91H215ZM218 92H219V91H218ZM211 94H212V93H211ZM222 94H223V93H222ZM207 95H208V94H207ZM212 95H213V94H212ZM215 95H217V94H215ZM224 96H225V95H224ZM122 97H123V96H122ZM225 97H226V96H225ZM231 97H232V95H231ZM173 98H174V97H173ZM199 98H200V97H199ZM199 98H198V99H199ZM234 98H235V97H234ZM138 99H139V98H138ZM149 101H150V100H149ZM241 101H242V100H241ZM169 103H170V102H169ZM206 104H207V103H206ZM210 104H211V103H210ZM150 105H151V104H150ZM129 108H130V107H129ZM136 108H137V107H136ZM125 109H127V108H125ZM139 109H140V108H139ZM196 110H197V107H196ZM145 111H146V110H145ZM198 111H199V109H198ZM198 111H196V112H198ZM233 112H235V111H233ZM233 112H232V113H233ZM65 113H66V111H65ZM190 114H191V113H190ZM192 114H193V113H192ZM218 114H219V113H218ZM194 115H195V114H194ZM189 116H190V115H189ZM185 118H186V117H185ZM1 120H2V119H1ZM183 120H184V119H183ZM168 121H173V120H167V121H160V120L158 121V120H154V121H153L152 123H150L149 125H150V126H156V125H158L159 122L167 123ZM7 123H8V122H7ZM156 123H157V124H156ZM173 123H174V121H173ZM104 128H105V127H104ZM61 129L64 130L65 128H64V127H61ZM105 129H106V128H105ZM96 130H97V128H96ZM64 131H65L67 134H70V132H71V130H64ZM99 132H100V131H99ZM108 132H109V131H108ZM109 135H110V134H109ZM83 143H84V142H83ZM140 143H141V142H140ZM86 145H87V143H86ZM114 145H115V143H114ZM111 146H112V145H111ZM118 146H119V145H118ZM120 146H121V145H120ZM87 147H89V145H87ZM113 147H114V146H113ZM135 148H136V147H135ZM82 153H83V152H82ZM131 154H132V153H131ZM83 155H84V154H83ZM79 160H81V159H79ZM94 161H96V160H94ZM103 161H104V160H103ZM85 162H86V161H85ZM88 162H89V161H88ZM98 162H99V161H98ZM93 164H94V163H93ZM98 166L100 167V165H98ZM103 166H104V165H103ZM32 169H33V168H32ZM101 169H102V168H101ZM103 169H104V168H103ZM70 170H71V169H70ZM100 171H101V170H100ZM102 171H103V170H102ZM102 171H101V172H102ZM103 173H104V172H103ZM76 176H77V175H76ZM74 179H75V178H74ZM110 179H111V178H110ZM76 181H77V180H76ZM117 181H119V179H117ZM204 184H205V183H204ZM212 185H213V184H212ZM204 186H205V185H203V187H204ZM207 188H208V187H207ZM206 190L208 191V189H206ZM209 190H210V189H209ZM252 190H253V189H252ZM215 193H216V192H215ZM263 193H264V191H263ZM263 193H262V194H263ZM220 194H221V193H220ZM83 195H84V194H83ZM215 195H216V194H215ZM241 196H242V195H241ZM241 196H240V197H241ZM234 202H235V201H234ZM237 202H238V201H237ZM233 204H234V203H233ZM235 205H236V204H235ZM97 217H98V216H97ZM99 218H100V216H99ZM104 218H105V217H104ZM92 219H94V218H92ZM92 221H93V220H92ZM92 221H91V223H92ZM99 221H100V220H99ZM169 221H170V220H169ZM163 222H164V221H163ZM99 223H100V222H99ZM170 224H171V223H170ZM100 226H101V225H100ZM226 226H227V225H226ZM243 226H244V225H243ZM64 228H65V227H64ZM66 228H67V226H66ZM66 228H65V229H66ZM232 228H233V227H232ZM232 228H231V229H232ZM254 228H255V227H253V229H254ZM218 229H219V227H218ZM225 229H226V227H225ZM251 229H252V228H251ZM60 230H62V229H60ZM227 230H228V229H227ZM64 231H65V230H64ZM239 231H240V230H239ZM216 232H217V231H216ZM240 232H241V231H240ZM243 232H244V231H243ZM245 232H246V231H245ZM229 233H230V232H229ZM225 235H226V234H225ZM231 235H232V234H231ZM229 236H230V235H229ZM233 237H234V236H233ZM241 237H242V236H241ZM241 237H240V238H241ZM134 239H135V238H134ZM255 240H257V239H255ZM135 241H136V240H135ZM245 241H246V240H245ZM246 242H247V241H246ZM217 243H218V242H217ZM130 244H131V243H130ZM235 244H236V243H235ZM235 244H234V245H235ZM247 244H248V243H247ZM216 245H217V244H216ZM236 245H237V244H236ZM257 245H259L258 242L256 243V246H257ZM260 245H262V243H260ZM205 246H206V245H205ZM237 246H239V245H237ZM256 246H254V247H256ZM199 247H200V246H199ZM257 247H258V246H257ZM259 247H261V246H259ZM131 248H132V247H131ZM205 248H206V247H205ZM211 248H212V247H211ZM215 248H216V247H215ZM229 248H230V247H229ZM236 248H237V247H236ZM197 249H198V248H197ZM197 249H196V250H197ZM209 249H210V248H209ZM221 249H223V248H221ZM237 249H238V248H237ZM253 249H254V248H253ZM258 249H259V250H258ZM258 249H257V251H258V252H261V251H260V248H258ZM263 249H264V248H263ZM263 249H262V250H263ZM234 250H235V249H234ZM255 250H256V249H254L253 251H255ZM131 251H132V250H131ZM235 251H236V250H235ZM246 251H248V249H247ZM202 252H203V251H202ZM213 252H214V251H213ZM218 252H220V251H218ZM224 252H225V251H224ZM195 253H196V252H195ZM204 253H205V252H204ZM227 253H228V252H227ZM238 253H239V251H238ZM238 253H237L236 255H238ZM243 253H244V252H243ZM247 253H248V252H246V254H247ZM253 253L256 255L255 252H253ZM133 254H134V253H133ZM211 254H213V253L211 252ZM219 254H221V253H219ZM223 254H224V253H223ZM239 254H241V252H240ZM248 254H249V253H248ZM248 254H247V255L244 254V255L247 256V258H248V256H249ZM258 254H259V253H258ZM260 254L262 255V253H260ZM139 255H140V254H139ZM199 255H200V254H198V256H199ZM228 255H229V254H228ZM228 255H227V256H228ZM236 255H235V256H236ZM128 256H129V254H128ZM162 256H163V255H162ZM212 256L214 257V256H216V254H215V255H212ZM218 256H219V255H218ZM218 256H217V257H218ZM242 256H243V254H242ZM154 257H155V256H154ZM200 257H201V256H200ZM213 257H212V259L215 258V257H214V258H213ZM221 257H222V256H221ZM221 257H220V258H221ZM230 257H233V255H232V256L230 255ZM239 257H240V255H239ZM239 257H238V258H239ZM257 257H258V256H257ZM259 257H260V256H259ZM142 258H143V257H142ZM147 258H148V257H147ZM155 258H156V257H155ZM168 258L170 259V257H168ZM222 258H223V257H222ZM222 258H221V259H222ZM224 258H225V259H224ZM224 258H223V260H226V257H224ZM236 258H237V256H236ZM236 258H235V259H236ZM245 258H246V257H245ZM247 258H246V259H247ZM140 259H141V258H140ZM159 259H160V258H159ZM171 259H172V258H171ZM217 259H219V258H217ZM217 259L215 258L216 261H217ZM227 259L229 260V257H227ZM232 259H233V258H232ZM239 259H240V258H239ZM239 259H238V260H239ZM243 259H244V258H243ZM157 260H158V258H157ZM223 260H222V261H223ZM230 260H231V258H230ZM236 260H237V259H236ZM238 260H237V261H238ZM241 260H242V259H241ZM241 260H239L238 262H241ZM141 261H143V260H141ZM153 261H154V260H153ZM174 261H175V260H174ZM174 261H173V262H174ZM204 261H205V260H204ZM209 261H212V260H211V257H210V260H209ZM245 261L248 263V262H249V259H248V261H247V260H245ZM159 262H160V261H159ZM159 262H158V263H159ZM217 262H218V261H217ZM217 262H216V263H217ZM225 262H226V261H225ZM228 262H229V261H228ZM232 262H233V261H231L230 263H232ZM234 262H235V261H234ZM238 262H237V263H238ZM119 263H120V262H119ZM153 263H154V262H153ZM158 263H157V264H158ZM194 263H196V262H194ZM197 263H198V261H197ZM197 263H196V264H197ZM208 263H209V262H208ZM213 263H214V262H213ZM235 263H236V262H235ZM120 264H122V263H120ZM159 264H160V263H159ZM191 264H192V263H191ZM227 264H228V263H227ZM232 264H233V263H232ZM239 264H240V263H239ZM241 264H245L243 260H242V263H241Z\"/></svg>",
    "mask_w": 264,
    "mask_h": 264
},
{
    "label": "flooded vegetation",
    "instance_id": "6",
    "mask_svg": "<svg viewBox=\"0 0 264 264\" xmlns=\"http://www.w3.org/2000/svg\"><path fill=\"white\" fill-rule=\"evenodd\" d=\"M83 1V0H82ZM51 2V1H50ZM49 2V3H50ZM9 5H10V0H0V8H3V7H9ZM18 5V4H17ZM15 6H16V2H15V4H14V6L12 7V9L10 10L11 11V13H10V15L12 16V14H15V13H17L18 12V10H16L17 8H15ZM71 11H72V7H71V9L69 10V9H65V15H71L72 16V14H71ZM84 12H86V9H84ZM64 15V16H65ZM11 16L10 17H5L3 14H0V19H6V23H4V24H0V44H2L3 43V45L5 44V42H8L7 41V38L8 37H1V36H3L4 34H6V35H9V36H13V35H11V34H9V33H15V34H19V35H21V39H22V37H23V34H24V32L22 33L21 31H20V28H21V25H24V23L23 22H20L21 20H19V19H17L16 20V22H14V21H10L11 19ZM64 16H62V20L64 19ZM73 17V16H72ZM14 34V35H15ZM1 54V53H0ZM2 59V56H0V60Z\"/></svg>",
    "mask_w": 264,
    "mask_h": 264
}]
</instances>
